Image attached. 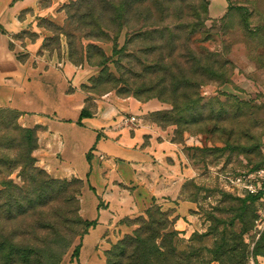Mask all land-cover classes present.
Listing matches in <instances>:
<instances>
[{
    "label": "rangeland",
    "instance_id": "1",
    "mask_svg": "<svg viewBox=\"0 0 264 264\" xmlns=\"http://www.w3.org/2000/svg\"><path fill=\"white\" fill-rule=\"evenodd\" d=\"M77 1L62 8L63 26L41 21L53 34L45 48L93 68L97 73L88 88L96 95L113 92L161 106L147 119L172 129L189 176L178 200L154 201L141 215L115 219L102 212L107 206L101 199L98 217L89 220L94 213L84 209V181L53 178L36 164L46 173L40 180L67 182L69 194L47 187L53 197L48 204L5 220V237L40 253L26 261L4 249L0 264L116 263L113 250L135 236L136 220L152 206L171 219L184 209L181 227L175 219L170 230L178 232L177 252H194L192 264H230L233 259L264 264V197L249 200L236 182L264 168V0H227L218 18L210 12L217 0H134L132 6L129 0H83L81 9L73 6ZM34 35L25 31L19 36L34 40ZM22 176L17 169L9 179L24 188L19 198L28 207L26 193L32 189L23 178L31 181L32 176L30 171ZM86 220L96 223L87 231L81 224Z\"/></svg>",
    "mask_w": 264,
    "mask_h": 264
},
{
    "label": "crops",
    "instance_id": "2",
    "mask_svg": "<svg viewBox=\"0 0 264 264\" xmlns=\"http://www.w3.org/2000/svg\"><path fill=\"white\" fill-rule=\"evenodd\" d=\"M71 1L0 0V110L18 112V124L36 130L38 166L53 178L84 181V209L94 213L89 220L98 217L101 199L102 212L115 219L141 215L154 201L178 200L189 176L182 151L171 128L147 119L162 107L113 92L96 95L88 88L93 68L44 47L53 34L41 21L63 26L62 8ZM224 4L217 0L211 16L220 17ZM25 31L34 40H22ZM83 111L89 115L81 118ZM128 116L138 119L131 128L122 124ZM175 215L181 227L184 209Z\"/></svg>",
    "mask_w": 264,
    "mask_h": 264
},
{
    "label": "trees",
    "instance_id": "3",
    "mask_svg": "<svg viewBox=\"0 0 264 264\" xmlns=\"http://www.w3.org/2000/svg\"><path fill=\"white\" fill-rule=\"evenodd\" d=\"M138 2L143 1L140 0ZM127 3L128 6H132L135 1L129 0ZM74 5L75 7L77 6L78 9H81L83 0H78L73 6ZM102 14L104 13H98V15ZM106 18H108V16L104 14L102 19ZM71 21L72 19L69 15L67 29L70 27ZM68 38L70 37L68 36ZM115 53H118V49H115ZM72 63L80 65L75 62ZM171 70L172 66L168 67L165 71L169 73ZM174 76L175 75L172 74L171 78ZM88 115L86 111H83L81 118L87 117ZM18 118L19 113L16 111L9 109L0 110V251L8 249L11 258L22 255L25 257L26 261H28L31 255L37 256L40 250L38 251V249L32 246L15 245L13 240L9 239V235L8 238L7 236L5 237V220L8 222V220L16 219L15 217L25 214L28 208L30 210L35 204L42 205V202H45V205L48 204L53 197H51L52 194L48 196V193H46L45 190L47 187L53 188L58 186L59 190H61L58 191V193L61 195L69 194L70 185L67 182L52 178H48V180L39 179L46 173L43 169L36 167L37 161L33 156L38 146L37 132L35 129L21 127L18 124ZM87 158L90 162L91 153L88 154ZM17 169H20L21 176L24 171H30V175L32 176L31 181L23 178L24 185L27 184L26 187L32 189V191L26 193L28 207H25L22 203V197L21 199L19 198L21 193H24V188H19L17 185L15 186L13 179H9L12 172ZM78 181L79 180H74L75 183ZM13 187L18 190L15 191ZM37 187H40L38 191L36 189ZM63 187H65L64 190L62 189ZM75 192H78L77 195H80L78 190H74V193ZM259 198L260 196H249V200L251 199L253 201ZM136 221L138 229L135 231V236L125 238L120 242L119 246L113 250V259L118 261L116 263L113 262V264H192L194 255L192 250L177 252L173 241L178 236V232L170 230L171 227L175 225V218L171 219L169 213L162 211L160 207L152 206L148 209L145 216L138 218ZM81 224L84 230L87 231L94 227L96 223L95 221L86 220L82 221ZM222 236H224V234H222ZM202 238V235H197L198 240ZM159 240L161 242L160 245L157 244ZM223 246L222 249H227L226 245ZM46 251H48V249ZM74 256H78V250H75ZM124 259L125 261H123ZM195 262L198 261L196 260ZM227 262L230 264H242L243 260L234 262L233 259ZM109 264L112 263L109 262ZM194 264L202 263L198 262Z\"/></svg>",
    "mask_w": 264,
    "mask_h": 264
},
{
    "label": "built area",
    "instance_id": "4",
    "mask_svg": "<svg viewBox=\"0 0 264 264\" xmlns=\"http://www.w3.org/2000/svg\"><path fill=\"white\" fill-rule=\"evenodd\" d=\"M138 123L136 116H128L123 118L122 124L125 127L131 128ZM236 182L241 186L248 196L264 197V168L259 169L256 173L238 176Z\"/></svg>",
    "mask_w": 264,
    "mask_h": 264
}]
</instances>
